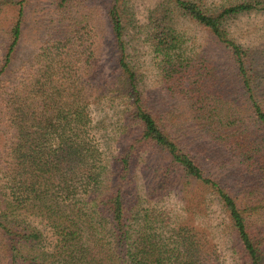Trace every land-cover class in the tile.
<instances>
[{
	"label": "trees",
	"instance_id": "obj_1",
	"mask_svg": "<svg viewBox=\"0 0 264 264\" xmlns=\"http://www.w3.org/2000/svg\"><path fill=\"white\" fill-rule=\"evenodd\" d=\"M23 1L8 26L0 64V264H223L198 227L129 196L133 160L147 148L164 153L180 176L215 194L234 234V264H264V219L257 223L264 209V98L254 85L252 51L228 38L220 25L225 17L264 12V0H241L213 13L194 0H164L149 17L150 44L167 91L199 112L197 122L252 180L248 188L257 204H240L227 186L206 174L143 101L127 60L122 0H111L106 16L117 60L116 90L126 97L124 110L136 135L110 161L93 132L89 84L77 74L74 58L80 52L68 38L57 33L45 41L26 77L8 87L2 76L18 50ZM175 10L226 49L247 115L227 96L212 64L183 50L172 26ZM25 212L46 221L55 235L52 245L44 246L43 232L20 217Z\"/></svg>",
	"mask_w": 264,
	"mask_h": 264
},
{
	"label": "rangeland",
	"instance_id": "obj_2",
	"mask_svg": "<svg viewBox=\"0 0 264 264\" xmlns=\"http://www.w3.org/2000/svg\"><path fill=\"white\" fill-rule=\"evenodd\" d=\"M19 1L0 0V64L8 26L17 14ZM110 1L24 0L18 50L11 70L2 76L8 80L5 84L10 87L26 77L36 61L35 57L38 60L41 58L39 54L45 41H52L57 33V36L68 38L73 48L80 52L74 58L78 62L77 74L85 84H89L90 114L95 126L93 132L109 161L136 135L135 126L124 110L126 97L116 90L118 87L114 82L118 72L117 60L106 16ZM122 1L127 60L136 72L143 101L178 144L189 150L206 169V174H210L221 186H227L240 204H257L252 198L253 188H248L253 182L247 174L243 175V168L224 147L211 139L207 128L197 122L199 112L184 97L170 95L160 78L159 57L149 39V17L155 15L164 0ZM194 1L205 11L213 13L241 0ZM171 15L172 26L182 38L183 50L187 54H199L212 64L217 77H221L220 82L225 83L223 88L227 96L235 99L243 116L247 115L242 84L232 75L234 69L226 49L207 29L187 15L177 10L172 11ZM220 25L228 38L252 51L251 66L258 72L254 85L259 97L264 98V12L250 11L225 17ZM84 53L89 55L87 61ZM1 140L0 137V143ZM169 161L164 153L151 148L136 154L131 168L129 196L136 199L138 195L143 200V206L147 205L148 200L159 208L167 209L171 216H176L193 228L198 227L195 230L201 231L206 244L216 249L223 259L222 263L234 264L238 258L234 251V234L215 194L209 187L180 176ZM20 217L43 232L44 246L53 244L55 235L44 219L28 212ZM262 219L264 209L257 223L261 224Z\"/></svg>",
	"mask_w": 264,
	"mask_h": 264
}]
</instances>
